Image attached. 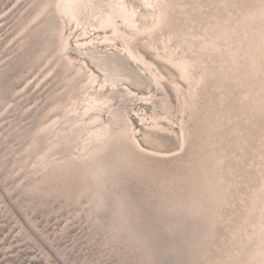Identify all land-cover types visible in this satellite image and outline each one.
Listing matches in <instances>:
<instances>
[{
  "label": "rangeland",
  "instance_id": "1",
  "mask_svg": "<svg viewBox=\"0 0 264 264\" xmlns=\"http://www.w3.org/2000/svg\"><path fill=\"white\" fill-rule=\"evenodd\" d=\"M61 1L0 0V264H264V0Z\"/></svg>",
  "mask_w": 264,
  "mask_h": 264
},
{
  "label": "bare ground",
  "instance_id": "2",
  "mask_svg": "<svg viewBox=\"0 0 264 264\" xmlns=\"http://www.w3.org/2000/svg\"><path fill=\"white\" fill-rule=\"evenodd\" d=\"M138 2L142 5L145 4L143 0H138ZM61 3L65 17L73 22L77 28L83 29L84 32L87 27L92 26L101 29L111 27L118 33V21L123 25L137 27L134 15L138 9V5L130 3L127 0H62ZM148 17H150V20H148ZM141 18L144 20L142 24L143 28L140 29L138 26V31L148 29V22L156 19L148 10H145ZM87 54L90 58H88L89 61H91L105 77V79L102 78L103 80L97 82L100 83V85L103 84V87H115V85L118 84L136 87L143 83L139 75L141 72L138 73L136 72L137 70L128 69V67L116 56L109 55L96 47L86 53V55ZM146 136V138H149L148 134H146ZM150 137L152 138L151 135ZM154 141H156V139Z\"/></svg>",
  "mask_w": 264,
  "mask_h": 264
}]
</instances>
